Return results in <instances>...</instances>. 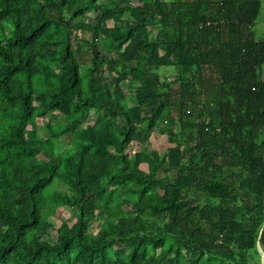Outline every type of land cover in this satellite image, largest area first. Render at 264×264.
<instances>
[{
	"label": "trees",
	"instance_id": "obj_1",
	"mask_svg": "<svg viewBox=\"0 0 264 264\" xmlns=\"http://www.w3.org/2000/svg\"><path fill=\"white\" fill-rule=\"evenodd\" d=\"M127 1L0 0V264H260L261 0Z\"/></svg>",
	"mask_w": 264,
	"mask_h": 264
},
{
	"label": "rangeland",
	"instance_id": "obj_2",
	"mask_svg": "<svg viewBox=\"0 0 264 264\" xmlns=\"http://www.w3.org/2000/svg\"><path fill=\"white\" fill-rule=\"evenodd\" d=\"M121 2L123 4H127L129 1L121 0ZM261 4H262V7L260 10L261 11L260 16L253 27L254 35L256 39L258 40L264 39V0H261ZM171 70H172L171 68H162L160 69V73L170 75ZM122 87L123 89H125V83H122ZM92 123H93V119L90 118L88 120V125H91ZM171 146L172 145L168 142V139L166 136L154 133L150 136L149 140L147 141L145 145L142 146V148L146 147V149L148 150H156L160 153H164ZM145 167L146 165H142L141 168L143 169V171L146 170ZM61 220H66L69 223V225L73 224L74 218L69 208L63 207L57 210V213L54 219L55 225L59 226Z\"/></svg>",
	"mask_w": 264,
	"mask_h": 264
},
{
	"label": "water",
	"instance_id": "obj_3",
	"mask_svg": "<svg viewBox=\"0 0 264 264\" xmlns=\"http://www.w3.org/2000/svg\"><path fill=\"white\" fill-rule=\"evenodd\" d=\"M263 227H264V224H263ZM262 229H261L258 237H260V235L262 233ZM256 248H257V252H258V254L260 256V264H264V252L262 251L259 242H257Z\"/></svg>",
	"mask_w": 264,
	"mask_h": 264
}]
</instances>
